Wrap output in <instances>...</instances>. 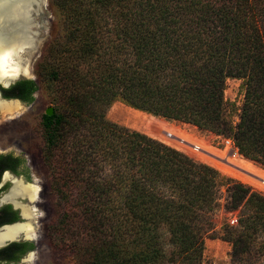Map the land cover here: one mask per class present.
Returning <instances> with one entry per match:
<instances>
[{"label":"trees","instance_id":"obj_1","mask_svg":"<svg viewBox=\"0 0 264 264\" xmlns=\"http://www.w3.org/2000/svg\"><path fill=\"white\" fill-rule=\"evenodd\" d=\"M63 31L36 64L54 111L42 158L76 264H203L214 213L230 264H264V194L107 117L122 101L231 138L264 166V0H53ZM243 80L241 103L225 95ZM34 100L35 79L25 81ZM237 117V120L235 119ZM216 233L215 235H218ZM32 241L11 242L19 260Z\"/></svg>","mask_w":264,"mask_h":264},{"label":"rangeland","instance_id":"obj_2","mask_svg":"<svg viewBox=\"0 0 264 264\" xmlns=\"http://www.w3.org/2000/svg\"><path fill=\"white\" fill-rule=\"evenodd\" d=\"M38 27L40 29L41 43L39 51L35 53L36 59L33 60L34 73L36 74L35 80L38 83V89L34 94V102L27 110L26 119V131L24 147L26 151V172L31 176L35 177L36 181L41 188L42 198H40V211L39 219L41 225V233L38 238L33 254L32 264H76V258L73 250L66 245H58L56 243L57 230L55 226L63 210V205L58 201L57 194L52 190L50 180H49V169L43 161L42 158V148L44 144L41 119L42 115L46 112L49 107H53L52 98L48 94L44 85L40 81L36 64L42 57L44 50L49 43V41L57 34L63 31V25L61 22V11L53 0H47L40 10L39 15H37ZM31 78V76H29ZM32 79V78H31ZM243 80L238 78H229L227 81V86L225 90L226 98L231 103H236L239 105L243 98ZM153 114L146 111L136 109L122 101H116L107 110V117L117 123L127 126L132 129H136L145 132L143 126H141V120L145 117H152ZM157 118H163L171 124H175L184 130H189L195 137L196 143L203 145V147L210 149V151H215L218 153H224L227 147H231L236 150L241 156V158L249 159L241 154L238 148L232 144L226 146L225 139L222 135L210 132L207 130H202L198 126L182 122L174 119H168L162 116H156ZM237 120V117H235ZM11 131V130H10ZM12 132H10L11 136ZM148 134V133H147ZM150 135V134H149ZM153 136V135H150ZM177 149L182 150L189 156L195 158L198 161L208 163L217 169H219L223 174L231 176L243 183L249 185L254 190L260 191L264 194V184L259 183L255 179H248L244 175L234 171V167L224 164L220 159L219 163L212 161L205 157L204 152L197 151L192 152L183 145L177 144L176 142L167 139L165 137H156ZM231 139V138H230ZM232 140V139H231ZM233 142V141H232ZM178 145V146H175ZM187 151H186V150ZM192 152V153H190ZM226 154V153H225ZM204 155V156H203ZM251 160V159H249ZM253 161L261 173H264V166L260 163ZM226 166V167H225ZM227 167L230 169L228 170ZM234 168V169H232ZM238 169H241L238 167ZM243 170V169H242ZM243 173V171H240ZM250 173V172H248ZM250 175H255L250 173ZM257 176V175H255ZM259 177V176H257ZM224 199H222V206L214 213L213 220L215 223V232L206 238V249L203 259V264H230L231 263V250L232 245L229 241L221 237V229L225 223L236 224L237 223V213L238 211H227L224 207ZM232 220H235L233 223ZM219 233L218 235H215ZM29 241V240H28ZM29 256L28 254L23 255L19 260L13 264H25L23 260Z\"/></svg>","mask_w":264,"mask_h":264},{"label":"bare ground","instance_id":"obj_3","mask_svg":"<svg viewBox=\"0 0 264 264\" xmlns=\"http://www.w3.org/2000/svg\"><path fill=\"white\" fill-rule=\"evenodd\" d=\"M46 1L47 0H0V55L4 56V59L0 61V76L3 78L7 77V81L19 74H25L27 76L31 74L28 61L33 55V50L38 46L40 47L41 43L37 38L38 33L36 30H38V17L36 16ZM5 101L0 100V110L2 113H12L14 109L19 108L18 102ZM141 126H143L146 133L150 135L170 139L177 144L183 145L192 152L202 151L206 153L205 157L212 161L219 163V159L221 158L220 160L224 164L234 167L235 169L232 168L234 171L244 175L248 179H255L259 183L264 184V173L260 172L253 161L241 158V155L231 147H227L224 153L215 151L207 153L206 151L210 149L196 143L194 135L189 130H184L175 124L169 123L163 118H157L153 115L149 118H143V120H141ZM238 167L241 169H238ZM227 169L229 170L230 168L227 167ZM240 171H243V173ZM248 172L259 177L250 175ZM8 177L9 175L6 176V178ZM41 188L42 187L36 180L24 181L21 178H15L11 191L0 199V204L5 201L13 200L14 197L17 198L18 196L29 198L32 202H39L40 197L38 198V194H41ZM15 204L21 206L22 215L26 217L27 222L15 223L0 228V245H3L7 241L23 237L37 240L40 236V231L36 228V224L32 226V220H35L34 223L37 222V219H34L36 218L35 210L37 213L39 211L17 200ZM32 253L33 252L24 260L25 264H32Z\"/></svg>","mask_w":264,"mask_h":264},{"label":"flooded vegetation","instance_id":"obj_4","mask_svg":"<svg viewBox=\"0 0 264 264\" xmlns=\"http://www.w3.org/2000/svg\"><path fill=\"white\" fill-rule=\"evenodd\" d=\"M29 76H31V74ZM14 78L17 80L13 85L5 86L2 81H7V77L3 78L0 76V100L5 101L2 100V98H8L7 102L19 103V108L14 109L12 113L4 114L0 110V199L11 191L15 178L18 179L24 177L26 180L33 181L32 174L30 176L26 172V151L24 147V140L27 119L26 112L28 110L27 107H29V105L31 106L35 99L33 101H29L27 99L25 81L31 78H28L25 74H19ZM12 98L19 99V101L10 100ZM10 132H12L11 136L9 135ZM7 175H9L8 178H6ZM15 198L16 197H14L13 200L5 201L0 204V227L4 224L24 220L22 217V208L21 206H17L15 201L17 200L24 205L26 204L22 200L21 196H18L16 200ZM36 213L37 212L35 210L36 218L34 219L38 220L35 224L36 228L41 233V225H39V212L37 214ZM26 241L28 240H20L17 242L24 243ZM6 246L0 247V264H13L16 260H11L9 254L4 251V247ZM29 251L30 249L23 255L28 254Z\"/></svg>","mask_w":264,"mask_h":264},{"label":"water","instance_id":"obj_5","mask_svg":"<svg viewBox=\"0 0 264 264\" xmlns=\"http://www.w3.org/2000/svg\"><path fill=\"white\" fill-rule=\"evenodd\" d=\"M39 13H40V11L37 13V15H39ZM37 17V16H36ZM37 23V22H36ZM39 25H38V23H37V28H38V30H36L37 31V33H38V35H37V38L41 41V38L39 37V34H40V29H39V27H38ZM36 33V34H37ZM29 51V50H28ZM39 51V46L38 47H36V49L35 50H33V55H32V57L29 59V61H28V67H29V70H30V72H31V78L32 79H35L36 78V74L34 73V67H33V60L34 59H36V57L37 56H35V53L36 52H38ZM28 78H29V76H28ZM16 78H13V79H10L9 81H6V82H4V81H2L3 82V84L5 85V86H11V85H13L15 82H16ZM2 100H8V98H2ZM10 100H17V101H19V99H14V98H12V99H10ZM53 111H54V107H49L47 110H46V113L47 114H52L53 113ZM21 179H23L24 181H30V180H26L24 177H21ZM35 179V177H33V180ZM33 183V182H32ZM42 187V186H41ZM42 198V194H38V198ZM21 198H22V200L24 201V203L26 204V205H28L29 207H31V208H36L38 211H40V203L38 202V201H35V202H32L29 198H26V197H24V196H21ZM22 217L24 218V220H18V221H15V222H12V223H8V224H4L3 226H1L0 228H3V227H5V226H7V225H13V224H15V223H23V222H27V219H26V217H24L23 215H22ZM36 221H38V220H36ZM32 222H33V226H35V220H32ZM20 240H29V241H32V242H34L35 244L37 243V240H34V239H28V238H26V237H23V238H19V239H14V240H11V241H7L6 243H4L3 245H0V247H3V246H6V245H8L9 243H11V242H15V241H20ZM31 252H35V249H33V250H30L29 252H28V254H30Z\"/></svg>","mask_w":264,"mask_h":264},{"label":"built area","instance_id":"obj_6","mask_svg":"<svg viewBox=\"0 0 264 264\" xmlns=\"http://www.w3.org/2000/svg\"><path fill=\"white\" fill-rule=\"evenodd\" d=\"M225 142H226V146H229V145H232L233 144V142H232V140L230 138H226L225 139ZM232 222L234 223L235 220H232Z\"/></svg>","mask_w":264,"mask_h":264},{"label":"snow or ice","instance_id":"obj_7","mask_svg":"<svg viewBox=\"0 0 264 264\" xmlns=\"http://www.w3.org/2000/svg\"><path fill=\"white\" fill-rule=\"evenodd\" d=\"M4 59L3 55H0V61H2Z\"/></svg>","mask_w":264,"mask_h":264}]
</instances>
